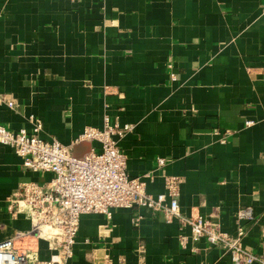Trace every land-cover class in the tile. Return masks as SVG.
I'll return each mask as SVG.
<instances>
[{
	"label": "crops",
	"instance_id": "0c3cea01",
	"mask_svg": "<svg viewBox=\"0 0 264 264\" xmlns=\"http://www.w3.org/2000/svg\"><path fill=\"white\" fill-rule=\"evenodd\" d=\"M105 115L131 126L117 144L130 176L150 173L148 194L180 177V213L244 227L264 261V0H0V125L30 131L33 116L41 138L74 146ZM51 178L0 145V240L31 229L7 209L19 184ZM245 207L252 219L238 218ZM46 233L13 238L28 264L53 254L58 232ZM189 233L163 211L82 214L68 263L231 264L204 239L182 246Z\"/></svg>",
	"mask_w": 264,
	"mask_h": 264
},
{
	"label": "built area",
	"instance_id": "2783aa9c",
	"mask_svg": "<svg viewBox=\"0 0 264 264\" xmlns=\"http://www.w3.org/2000/svg\"><path fill=\"white\" fill-rule=\"evenodd\" d=\"M74 1V0H72ZM170 68V66H169ZM170 78H175L170 72ZM8 106L10 99L2 98ZM30 131L24 128L12 130L0 125V145L9 147L21 157L25 168L33 172H49L52 178L47 183L23 181L9 199L7 206L11 215L26 210L31 220L28 232H17L13 238L30 233L51 235L53 254L48 260H36L33 264H69L72 246L82 214H103L111 218L116 208H146L163 211L167 221L178 218L181 226H188L189 236L179 234V241L185 246L188 237L193 241L204 239L210 245L220 246L231 259V264H251L259 259L242 244L244 227L237 226L233 235L222 232L209 218L201 215L184 216L179 211L177 196L182 179L165 177L164 192L152 196L146 191L143 176H130L126 169V155L118 147V140L131 130L129 124L111 122L103 118L102 128L85 127L74 144L82 141L91 143L89 152L80 157L72 155L73 145H64L56 138L44 140L40 137L42 122L30 116ZM252 122L247 121L250 125ZM223 141V138H221ZM97 144V147L93 145ZM157 167L165 164L164 158H157ZM239 219H252L249 207L238 211ZM140 215L133 218L134 226L139 224ZM13 238L0 240V264H28L26 254L13 245Z\"/></svg>",
	"mask_w": 264,
	"mask_h": 264
},
{
	"label": "water",
	"instance_id": "95a60500",
	"mask_svg": "<svg viewBox=\"0 0 264 264\" xmlns=\"http://www.w3.org/2000/svg\"><path fill=\"white\" fill-rule=\"evenodd\" d=\"M91 149V143L88 141H82L72 147V155L74 157H80L83 154L89 152Z\"/></svg>",
	"mask_w": 264,
	"mask_h": 264
},
{
	"label": "rangeland",
	"instance_id": "374dc122",
	"mask_svg": "<svg viewBox=\"0 0 264 264\" xmlns=\"http://www.w3.org/2000/svg\"><path fill=\"white\" fill-rule=\"evenodd\" d=\"M119 147V146H118Z\"/></svg>",
	"mask_w": 264,
	"mask_h": 264
}]
</instances>
